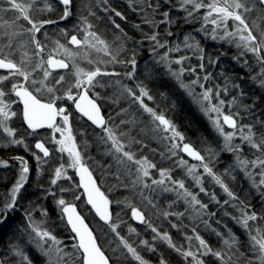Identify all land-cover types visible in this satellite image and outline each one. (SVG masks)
<instances>
[{"label":"trees","instance_id":"obj_1","mask_svg":"<svg viewBox=\"0 0 264 264\" xmlns=\"http://www.w3.org/2000/svg\"><path fill=\"white\" fill-rule=\"evenodd\" d=\"M90 1L94 3V0H88V2ZM82 2V0H73L72 15L66 20H60L63 6L55 0H48V3L53 6V11L34 14L36 19L56 21L42 29V33H47V38L44 35L38 37L43 44L48 45L46 52L52 50L55 40L66 43L65 38L60 34V29L67 31L69 36L78 34L79 18L82 14H87ZM148 4H151L152 7H149ZM2 6L0 5V7ZM39 6L43 7V0ZM104 7L109 9L107 12L104 11L106 17L104 22L100 24L94 22V24L99 25L96 27L100 30H96L100 35L101 25L105 27V36H101L113 47L116 48L121 43L123 44L118 55V60L121 63H104L94 66L91 64L92 70L99 66L102 71L115 72L119 75L99 76L98 80L103 86L92 89L90 96L95 99L102 110L106 126L116 131L121 128L123 132L128 133V137L141 141L140 144L131 143L130 150L135 152L138 157H147L156 165L155 169H150L151 179H161L159 169L169 170L173 180H182L185 188L194 194L197 193L198 200L207 205L206 209H201L199 205L190 206L180 195L183 192L181 189L163 191L165 187H175L167 179L163 185H155L150 192L144 190L141 184H137L135 188L130 186L131 181L128 173L120 168L122 173L119 175L109 165L111 159L107 154H104L107 147L102 140L104 137L102 130L84 119L74 109L73 103L64 104L57 100V105L65 106L67 114H70L72 132L82 161L89 166L101 189L111 201L112 222L120 225L117 232L137 249L148 261V264H160L162 259L166 261V264H194L191 258L185 260L166 242L162 241L152 231V227H155L161 235L167 233L177 246H183L184 250L197 253L198 258L203 259L205 264H220L211 255L199 256V243L194 237L199 235L216 251H227L223 240L228 239V233L231 231L238 237L237 247H239L240 253L244 254L240 258L239 264H247L248 260L254 259V255L250 251L247 233L237 224L234 217L240 216L239 209L243 206L240 204L241 201L250 205L251 211H255L258 215H264V196L261 195L264 186L257 189L245 171L238 167L237 153L226 149L223 137L216 131L200 104L194 101L193 96H190L185 88L181 87L173 73H179L181 68L185 69L180 80L190 85L194 94H199L204 90L198 84L191 83L199 77V82L203 83L205 88L212 89L213 104L218 103L215 93L219 92V98L225 101L224 113H239L234 117L237 119L238 126L254 125L253 130L259 135V132L264 130L260 123L264 121V86L261 85V80L264 77L260 75L261 65L252 53L237 48L236 40L232 39L231 44H227L228 40L219 39L221 34L218 35V39L208 40L212 32L209 27L204 26L202 12H194L192 17H188L187 13L183 11V7L191 8V5L182 6L181 0H108ZM92 9L98 14L95 6H92ZM111 9L121 12L125 19L122 20L115 16ZM164 12L169 14L168 23H161L162 20H165L162 15ZM12 15L11 12L7 13L4 15V19H10ZM145 18L155 21L156 26L153 27L151 24L145 23ZM89 20L94 21V18L90 16ZM112 21L119 24L120 28H116ZM19 23L28 26L26 21L21 20ZM3 32L4 29H0V33ZM169 32L171 35H168ZM154 33L158 34L157 39L165 45L164 47H156V41L146 38ZM82 35L79 33L78 37ZM117 37L120 39L117 40ZM186 37H188V43L198 45V48L187 47L185 45ZM25 39H27L26 35L20 37L17 44ZM114 41L115 43H113ZM5 43L6 39H0V45ZM178 45L180 50L169 55L170 62L168 59L164 64L152 59L156 54L169 53L170 49L174 51ZM18 56L19 54L14 59H18ZM101 56L105 61L110 60V57ZM201 56L204 57L203 60L200 59ZM133 59L135 60L134 69L131 64ZM177 59H181L182 63L178 65L173 62ZM201 64L204 65L203 69L200 68ZM191 69H195V72L190 71ZM129 73H131L129 77L132 78L131 80L125 78V76H129ZM58 74L65 75L66 79L72 78L70 68L66 72H58L53 75ZM0 75H5V73H0ZM205 75L209 76L207 81L203 79ZM119 80H121L120 85L123 86V89L124 85L128 84L129 87H126L131 88L137 95H139L140 87L148 92L151 99L145 98L144 104L158 114H163L175 125L177 131L185 138L183 143L191 144L205 157V163L209 164L214 173L221 176L238 200H231L207 174H204L202 178V185L207 194L201 192L200 189L197 190L192 180L184 176L185 169L183 170L179 163L181 159L190 164L192 161L189 162L179 152V149L175 150V156L171 155L169 151L171 141L161 139V136L170 135V133L155 131V123L151 116L138 105L137 101L128 97L127 94L115 90L117 88L115 81ZM57 95H63V90ZM5 98L7 101H17L12 103V111H15L17 115L11 119L9 126L15 130V137H8L0 130V162L7 163V167L3 164L0 166V207L10 199L8 192L20 172L21 163L17 157H22L27 161L29 173L26 184L17 195L15 208L8 211L2 217L3 222L0 223V264H27L21 260V257L14 254L13 246L19 247L31 264H47V258L36 247V242H29L30 237L34 236L28 227L29 214L31 220L43 222V228L50 231L59 241L67 240L69 242L68 250L62 245L61 248L67 254L65 259L68 260V264H73L75 256L78 255L73 247L77 241L67 225L65 217L62 218L63 213L57 203L61 198L66 201V204L77 207L78 212L84 217L97 238L98 245L110 258V264H136L130 256L128 259L120 256L121 252L127 254L126 251L117 240V235L115 236L107 225L102 224L87 205L74 172H70L67 176L70 179L62 177L57 180L55 185L51 183L55 179V170L68 164L67 157L59 155L51 147L48 140L50 130L31 132L24 125L22 109L18 100L14 96ZM40 99L48 101L49 96L44 94L40 96ZM233 100H235V104L231 103ZM121 120L125 123H120ZM128 137L124 138L129 143ZM13 138L21 139L24 143H9ZM39 141L50 150L48 158L37 151L35 145ZM240 141L241 139L238 138L231 143L240 145L242 151L239 155L242 158L251 161L260 155L246 143L242 141L240 143ZM177 142H179L178 139ZM209 148L213 150L212 154L209 153ZM37 156L40 157L39 161ZM107 164L110 166L109 170ZM247 171L253 173L258 183L261 178L260 168H253L250 164ZM125 173L128 175V179L124 178L123 174ZM149 181L151 180L149 179ZM62 188L68 190L61 191ZM213 194L220 203L212 200ZM77 195L80 196L79 200L75 198ZM149 200L152 201V204H149ZM226 200L229 203L225 204ZM133 207L143 213L145 223L139 224L134 221L131 214ZM165 213H169V215L165 216ZM179 213H183V215H177ZM250 223L264 226V221ZM130 228L135 229V232H130ZM217 233L220 235L218 236ZM186 237H193V239L189 241ZM142 241H147L148 246L146 247ZM150 248H154L155 251L149 250ZM114 249L117 251L114 252ZM75 264H79V261L75 260Z\"/></svg>","mask_w":264,"mask_h":264},{"label":"snow or ice","instance_id":"obj_2","mask_svg":"<svg viewBox=\"0 0 264 264\" xmlns=\"http://www.w3.org/2000/svg\"><path fill=\"white\" fill-rule=\"evenodd\" d=\"M100 3L107 4L108 0H99ZM41 0H0V29H4L3 33H0V39H6V43L0 47V70L6 72L5 75H0V130L3 131L8 137H15V130L9 127L8 121L17 115L15 111H12V103L17 101L5 100V97L15 96L18 98V102L23 104V120L27 124V127L35 132L40 128L52 129L53 133H60L61 138L56 140L53 137L54 142L58 144L59 151L61 153L67 152L70 158V167L77 170L80 177L79 187L83 188L86 194V203L91 206V209L95 211V214L103 221L113 233H116L119 237L120 245L126 250L120 253V256L124 259L135 261L136 264H148L143 256L137 251L131 243H129L124 237L120 236L117 232L118 224L112 222V213L110 211L111 201L107 198L104 192L97 186L96 181L93 179L91 171L83 164L81 153L77 150L75 138L72 135V128L69 122V115L67 109L59 107L56 103L57 100L66 99L75 105V109L82 117H86L88 121H91L93 125L100 128L103 133L106 134L102 137L105 143L110 142V149L108 154L112 155L114 160L123 166L125 172L129 176H135V179L131 180L133 188L137 184L143 185V187H149L144 183V178L150 177V169H155L156 165L151 162L147 157H138L137 154L130 150L131 143L140 144V140L128 137V133L123 131L117 134L116 130L106 126V121L101 115V110L95 99L90 96V91L97 86H103L101 81L97 79L99 76L119 75L115 72L102 71L97 66L93 70L86 71L79 64L76 63L78 57L83 53V58L87 60L89 64H104V63H121L118 60L119 52L123 48L121 43L118 47L113 48L112 44L102 38V36L96 30L95 24L89 20V17H95L96 13L92 9L90 2L85 0L84 10L87 11L86 15H81L79 18V24L77 25V33L83 35L78 38V34L69 33L64 29H60V34L65 38L66 43H61L59 40L53 41L55 47L46 52L48 45L43 44L38 38L39 35H44L47 38V33H42V29L46 25L56 23L52 19H36L34 14L46 13L53 11V6L48 3V0H43V7H40ZM59 3L63 5L62 14L60 20H66L72 15L73 0H59ZM183 5H191V8L183 7V11L187 13L188 17H192L194 12H198L201 9H205L203 15V21L205 26L207 24L213 25L212 33L213 39L217 38L218 30H222L223 34L220 35V39L232 38L237 41L236 47L242 48L247 53H252L256 60L261 65L260 75L264 77V0H181ZM152 7L151 4H148ZM259 6V7H258ZM83 11V10H82ZM104 11H109L105 8ZM115 16L120 19H125L121 12L111 9ZM258 11V15L253 16V13ZM13 13L10 19H4V15L7 13ZM165 20L161 23H168V12L162 14ZM98 18V17H97ZM26 21L28 26L19 23V21ZM231 22V23H229ZM116 28H120L119 24L112 21ZM145 23L156 26L155 21L145 18ZM139 27V26H137ZM232 30H229V29ZM122 31V30H121ZM27 36V39L16 43L17 37ZM168 35H171L169 32ZM158 34L154 33L146 38L151 41H156V47H164L163 43H160L157 39ZM120 37H117L119 40ZM231 42V41H229ZM115 43V41L113 42ZM71 45L72 47H68ZM185 45L189 48H198V45L188 43V37L185 38ZM7 49V51H5ZM79 50V51H77ZM179 50V45L177 49ZM171 51V49H170ZM202 51V50H201ZM95 52L102 54L105 57H110V60L105 61L101 56H97L96 59H90V53ZM19 54L18 59H14ZM161 59H167L166 56ZM204 59L203 56L200 57ZM211 62V61H209ZM177 64H181L182 60L177 59ZM133 69L135 68V60L131 61ZM71 66V76L74 80L66 79L65 75L58 74L53 75L57 70H67ZM204 65L201 64L200 68L203 69ZM185 69L181 68L179 73H173L177 80L180 82L182 88H185L190 96H193L195 102L200 104L202 110L206 115L211 113L216 114V118L212 119V124L216 131L223 137L225 141V147L228 151L237 153L236 160L238 167L245 171L247 177L252 181L253 185L257 189H261L264 186V130L259 132V135L253 130L254 125H240L238 126L237 119L239 113L225 114L223 107L225 101L219 98V92L215 93V99L218 103L213 104L214 98L211 88H205L203 83L199 82V77L193 80V85L198 84L200 88L204 89L199 94H194L193 88L183 83L180 80V76L183 75ZM190 71L195 72V69ZM40 73L39 77L36 75ZM131 76V73L128 74ZM205 81L209 79L208 75L203 77ZM119 83V81H117ZM261 85L264 86V79L261 80ZM63 90V95H57L58 92ZM75 90V92H74ZM124 91L132 97L134 101L139 102L143 110L148 113L152 121L155 123V131L162 133H170V135L161 136L163 140L171 141L170 149L172 156L176 155V149L186 153L189 157L200 162L203 167V172L207 176L211 177L220 188L227 194L231 200H238V197L232 192L229 187L224 183L221 176L214 173L213 169L209 167L208 163H205V157L200 154L191 144L183 143L184 136L177 131L175 125L172 124L163 114H158L152 108L144 104L143 97H151L148 92L143 88H139V95H137L131 88H124ZM47 94L49 100L43 102L40 99L41 95ZM235 104V100L231 102ZM61 123H57V118ZM222 118V123H221ZM120 123H125L121 120ZM264 127V121L260 122ZM223 125H227L229 128L234 129L232 132H225ZM246 129V131H245ZM237 132L240 133V139L243 143H246L251 149H254L260 155L256 156L253 160L242 158L239 153L242 151L240 145H233L231 142L236 136ZM122 137H128L129 143H125ZM177 139L179 142H177ZM11 144H23V140L13 138L9 141ZM35 147L43 153L44 157L49 156V149L45 147L44 143L37 142ZM212 154L213 150L208 149ZM20 160L21 168L18 179L11 189L10 199L7 200L2 207H0V223H2V217L11 211L16 206L17 195L27 182L29 168L27 161L22 157H17ZM37 160L40 157L37 156ZM183 166L187 162L183 159L179 161ZM3 166L7 167L6 162H0ZM253 168H260V180L257 183L256 179L251 171H247L249 165ZM134 169V171H133ZM197 166L191 165L187 168V174L192 177L197 185H202V177L196 175ZM159 175L161 179H152V184L163 185L165 179L169 180L175 187H165L163 191H175L176 189L183 190L180 195L185 199V202L194 207L199 205L201 209H206L207 205L197 199V195L185 188V184L182 180H173L169 174V170L159 169ZM70 179L65 175L63 165L55 170V179L51 181L53 185L57 183L60 178ZM68 189L62 188L61 191H67ZM201 192L207 194L203 186L200 187ZM261 195L264 196V191H261ZM77 200L80 196L75 197ZM190 198V199H189ZM212 200L216 203L220 201L216 200L215 195L211 196ZM58 206L61 207L63 217L67 218V225L70 226L71 232L75 234V238L78 240L77 244L73 247L76 249L78 255L75 256V260L79 261V264H110V258L105 255L101 247L97 243V238L94 236L93 231L85 223L84 217L77 211L74 205L66 204L64 199L58 200ZM225 204L229 201H224ZM149 204L152 201L149 200ZM240 216L234 217L237 224H239L247 233L250 242V251L254 255V259L247 261V264H264V226H257L256 223L264 221V215H258L255 211L250 210V205L245 202H240ZM131 206V205H129ZM155 207V205H153ZM199 215V213H197ZM46 215V213H45ZM169 213H165V216ZM177 215H183L179 213ZM132 216L140 223H145V217L143 213L137 208H132ZM28 219L30 221L28 227L31 229V233L34 236L30 237V243L35 241L36 247L47 258V264H68V260L65 259L66 255L64 249L59 245L62 243L59 241L50 231L43 228V222H36L31 220L29 214ZM151 227V224H149ZM173 227H176L173 225ZM130 232H135V229L130 228ZM152 231L164 242L168 244L170 248L175 250L182 258L191 260L194 264H205L203 259L198 258L197 253L191 250H184L183 246H177L171 239V237L164 233L161 235L155 227H152ZM219 236L220 233H217ZM189 241L193 237H186ZM199 243L198 253L199 256H213L220 264H239V260L243 257V253H240L238 237L231 231L228 233V239L223 240V244L227 251H216L212 249L209 244L201 238L199 235L194 237ZM50 242V243H49ZM147 247L148 242L142 241ZM191 247V245H190ZM14 254L21 257L23 262L31 264L28 257L24 255L22 250L17 246H13ZM235 249V251H233ZM149 250L155 251L154 248ZM114 252L117 250L114 249ZM236 257L235 259L233 257ZM119 258V257H118ZM75 260L73 264H75ZM160 264H166V261L161 260Z\"/></svg>","mask_w":264,"mask_h":264},{"label":"rangeland","instance_id":"obj_3","mask_svg":"<svg viewBox=\"0 0 264 264\" xmlns=\"http://www.w3.org/2000/svg\"><path fill=\"white\" fill-rule=\"evenodd\" d=\"M56 1V0H55ZM83 2V8H84V3H85V0H82ZM58 2V1H57ZM87 2H88V0H87ZM91 2V1H90ZM59 3V2H58ZM91 4H92V6H95V8L97 9L96 11L98 12V14L96 13V16L95 17H93L94 18V21H92L93 23L95 22V23H102V22H104V19L106 18L105 16H104V5L105 4H103V3H100L99 1H95L94 0V3L93 2H91ZM63 6V5H62ZM86 11V10H85ZM201 12H202V17H203V15L205 14V9H201L200 10ZM255 15H258V11L256 12V13H253V16H255ZM92 17V16H91ZM98 17V18H97ZM203 19V18H202ZM229 23H231V22H229ZM95 25V26H99V25ZM203 24H204V26H205V23H204V21H203ZM207 27H209L211 30H212V28H213V25H211L210 23L209 24H207L206 25ZM96 29L98 30L99 28H97L96 27ZM100 30V29H99ZM210 30V31H211ZM229 30H232L231 28L229 29ZM101 35L102 36H105V34L104 33H106L105 32V27H103V25H101ZM212 32V31H211ZM219 34H223V32H222V30H218V32H217V37H218V35ZM212 36H213V33L211 34V37L209 36V38L208 37H206V38H208V40H210V39H212ZM78 38H80V37H78ZM216 39H218V38H216ZM220 39V38H219ZM20 40V37H17L16 38V43H17V41H19ZM215 40V39H214ZM226 40H228V41H226V43L227 44H229L230 42L229 41H232V38H228V39H226ZM233 40H235V39H233ZM236 43H237V41H236ZM231 44V43H230ZM0 46H3V45H0ZM55 47V45L53 46V48ZM68 47H72L71 45H68ZM52 48V49H53ZM113 48H115V47H113ZM177 48H175L174 49V51H169V53L168 52H163V53H159V54H156L155 56H153L152 57V59L154 60V61H157V62H163L164 64H165V62H166V60L168 61V59H169V55L171 54V53H173L174 52V54L175 53H177V51H179V50H176ZM5 51H7V49H5ZM77 51H79V50H77ZM97 53H95V52H91L90 53V56H89V58L90 59H96L97 58ZM102 54H100V55H98V56H101ZM164 56H166L167 57V59H161V57H164ZM102 57V56H101ZM169 62H170V59H169ZM174 63H175V60L173 61ZM76 63L77 64H79V66L80 67H82L84 70H86V71H89V69L91 68V67H93L95 64H92L93 66H91V64H89L88 62H87V60L86 59H84L83 58V53H81V56L80 57H78L77 58V60H76ZM163 64V65H164ZM179 65V64H178ZM165 67V66H164ZM70 69H71V66H70ZM67 70H69V69H67ZM67 70H64V71H57V72H54V73H58V72H60V73H62V72H66ZM90 70H92V68L90 69ZM0 73H5L6 74V72L5 71H0ZM53 73V74H54ZM39 74L40 73H37V76H39ZM130 76H125V78L126 79H128V80H131L132 78H129ZM97 79H98V77H97ZM69 80H74V77H72V78H69ZM121 80H119V83H117V81H115V85H116V91H121L122 93H124V94H127V92H125L124 91V89H123V86L121 87ZM126 86H128V84H125L124 85V88L126 87ZM129 87V86H128ZM74 92H75V90H74ZM127 96L129 97V95L127 94ZM145 98H147L148 99V97H143V100L145 99ZM5 100H6V98H5ZM7 101V100H6ZM45 101V100H44ZM58 101H60V102H62V103H67V102H70V101H68V100H66V99H61V100H58ZM117 102H118V100H117ZM56 103H57V101H56ZM72 103V102H71ZM138 103V105H140L139 104V102H137ZM73 106H74V104H73ZM12 107H13V104H12ZM64 108H66L65 106H64ZM67 109V108H66ZM75 109V108H74ZM102 111V110H101ZM205 113V112H204ZM80 114V113H79ZM103 114V113H102ZM208 116V118L211 116V118L212 119H215L216 118V114L215 113H211V114H209V115H207ZM84 118V117H83ZM85 119V118H84ZM105 119V118H104ZM212 119H210L209 118V120L211 121V123H212ZM69 122H70V116H69ZM89 122V121H88ZM59 123H61V121L59 120V122H58V124ZM90 123V122H89ZM221 123H222V118H221ZM8 124H9V126H10V124H11V120L10 121H8ZM92 124V123H91ZM93 125V124H92ZM70 126H71V123H70ZM96 127V126H95ZM223 127H224V130H225V132H232V131H235L234 129H228L227 127H226V125H223ZM72 128V127H71ZM97 128V127H96ZM99 129V128H98ZM122 131V129L121 128H119L116 132H117V134H119V132H121ZM72 135H73V137L75 138V136H74V134H73V132H72ZM103 136L105 137L106 136V134L105 133H103ZM53 137H55V139L56 140H58V139H60L61 138V136H60V133H53V131L51 130L50 131V135L48 136V140H49V143H50V145H51V147L54 149V150H56V152L59 154V155H65L66 157H67V159H68V164L65 166V167H63V170H64V172H65V175L66 176H68L69 175V173L70 172H74L75 173V169L74 168H72V167H70L69 165H70V163H71V161H70V158H69V155H68V153L67 152H64V153H61L58 149H59V145L58 144H56L55 142H54V139H53ZM240 139V133H238L237 132V134H236V136L233 138V140H232V142L234 141V140H236V139ZM122 140H124V142L125 143H128V141L124 138V137H122L121 138ZM75 143H76V141H75ZM240 143H242L241 141H240ZM106 144V147H107V149H105V151H104V154H107V156L108 157H110V162H109V165H111L112 167L111 168H113L114 169V171H115V173H117V174H119L120 175V173H122V171H121V169L120 168H123V166L122 165H119L115 160H114V158H113V156L112 155H109L108 154V152H109V149H110V142H108V143H105ZM76 147H77V150L79 151V149H78V146H77V143H76ZM131 148V147H130ZM179 152L181 153V151L179 150ZM182 154V153H181ZM186 158V157H185ZM189 162H191L189 159H187ZM194 162V161H193ZM192 162V164H190V163H187L186 165H181L182 166V168H183V170L185 171V173H186V175H185V173H184V176L186 177V178H189V179H191L192 180V182H193V184L196 186V188H197V190H199L200 189V187L201 186H203V185H197L196 183H195V181L192 179V177L191 176H189L188 174H187V168H188V166H191V165H196L197 166V172H196V175H199V176H201L202 178L204 177V172H203V167L201 166V164H200V162H194L193 163ZM189 164V165H188ZM2 164H0V166H1ZM108 164H107V168H108V170L110 169V166H109ZM149 172H150V170H149ZM129 175V174H128ZM128 175L125 173V174H123V176H124V178H126V179H128ZM18 176H19V174L17 175V177H16V180L18 179ZM118 176V175H117ZM118 177H120V176H118ZM150 177H151V175H150ZM152 178V177H151ZM151 178H144V183H146V184H148L149 185V187H147V188H145V187H143V185H142V187H143V189L145 190H147V192H150V191H152L153 189H154V186H155V184H152V179ZM133 179H135V176L133 175V176H130V181L131 180H133ZM149 179L151 180V181H149ZM16 182V181H15ZM15 182L12 184V186L10 187V191L8 192V195H9V198H10V193H11V189H12V187L14 186V184H15ZM129 185L130 186H132L131 185V182L129 183ZM196 195H197V193H196ZM198 196V195H197ZM198 199V198H197ZM72 205V204H71ZM112 206V205H111ZM76 207V206H75ZM76 209H77V207H76ZM78 211V210H77ZM132 214V213H131ZM135 221V220H134ZM119 227H120V225H119ZM110 229V228H109ZM117 230H118V228H117ZM115 236H116V233H113ZM117 240L119 241V237H117ZM119 243H120V241H119ZM61 245L62 246H64V248L66 247L67 248V250H68V247L70 246V244H69V242L66 240L65 242H62L59 246L61 247ZM124 251H126L125 249H124Z\"/></svg>","mask_w":264,"mask_h":264},{"label":"water","instance_id":"obj_4","mask_svg":"<svg viewBox=\"0 0 264 264\" xmlns=\"http://www.w3.org/2000/svg\"><path fill=\"white\" fill-rule=\"evenodd\" d=\"M56 1H58L59 2V0H56ZM0 71H4V70H0ZM57 71H64L63 69H60V70H57ZM18 99V98H17ZM43 102H47V101H44V100H42ZM97 103V102H96ZM20 105H21V108H22V118H23V104L22 103H20ZM99 106V105H98ZM74 108H75V105H74ZM76 110V109H75ZM101 110V109H100ZM101 115L103 116V114H102V111H101ZM104 117V116H103ZM86 120H87V118L86 117H84ZM24 121V120H23ZM88 121V120H87ZM59 122V117L57 118V123ZM90 123H91V121H89ZM24 125L26 126V128L27 129H29L28 127H27V124L24 122ZM95 126V125H94ZM226 127L228 128V129H231V128H229L227 125H226ZM98 128V127H97ZM100 129V128H99ZM31 132H33L31 129H29ZM48 130H52V129H49V128H40V129H37L35 132H41V131H48ZM46 147V146H45ZM47 148V147H46ZM37 149V148H36ZM37 151H39L38 149H37ZM40 152V151H39ZM49 153H50V151H49ZM181 153L187 158V159H189L190 161H194V162H199V161H197V160H194V159H192L191 157H189L186 153H184V152H182L181 151ZM50 155V154H49ZM83 164L86 166V167H88V169L91 171V169L89 168V166L87 165V164H85L84 162H83ZM91 173H92V176H93V179L96 181V183H97V186L98 187H100V185H99V183H98V181H97V179L95 178V175L93 174V172L91 171ZM75 176H76V178H77V180H78V184H79V181H80V177H79V175H78V173H77V170L75 169ZM80 188V190L82 191V193H83V196H84V199H85V201H86V199H87V197H86V194L84 193V190H83V188H81V187H79ZM100 190L102 191V192H104L102 189H101V187H100ZM105 193V192H104ZM105 195H106V193H105ZM107 196V195H106ZM107 198H108V196H107ZM109 199V198H108ZM110 200V199H109ZM88 205V204H87ZM89 206V208L91 209V206L90 205H88ZM92 210V209H91ZM139 210V209H138ZM110 211H111V213H112V206H111V204H110ZM92 212L94 213V215L96 216V218L102 223V224H104V225H106L103 221H101L100 219H99V217L95 214V211L94 210H92ZM133 217V216H132ZM133 219L137 222V223H139V224H143V223H140L138 220H136L134 217H133ZM65 220H66V222H67V218L65 217ZM85 223L87 224V222L85 221ZM69 228H70V226H69ZM90 228V227H89ZM71 230V229H70ZM73 235H74V237H75V234L73 233ZM76 239V238H75ZM76 241H77V243H78V240L76 239Z\"/></svg>","mask_w":264,"mask_h":264},{"label":"flooded vegetation","instance_id":"obj_5","mask_svg":"<svg viewBox=\"0 0 264 264\" xmlns=\"http://www.w3.org/2000/svg\"><path fill=\"white\" fill-rule=\"evenodd\" d=\"M15 97V96H14ZM16 98V97H15ZM17 99V98H16ZM18 100V99H17ZM20 104V103H19ZM21 106V105H20ZM22 109V108H21Z\"/></svg>","mask_w":264,"mask_h":264},{"label":"bare ground","instance_id":"obj_6","mask_svg":"<svg viewBox=\"0 0 264 264\" xmlns=\"http://www.w3.org/2000/svg\"><path fill=\"white\" fill-rule=\"evenodd\" d=\"M49 151H50V150H49ZM49 156H50V155H49ZM49 156H48V157H49ZM48 157H46V158H48Z\"/></svg>","mask_w":264,"mask_h":264}]
</instances>
